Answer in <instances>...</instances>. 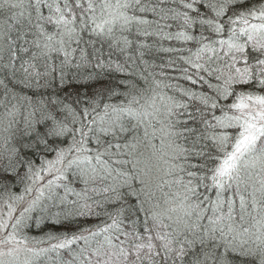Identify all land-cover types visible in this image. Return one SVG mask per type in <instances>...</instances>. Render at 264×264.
Returning a JSON list of instances; mask_svg holds the SVG:
<instances>
[{"label": "snow or ice", "instance_id": "snow-or-ice-1", "mask_svg": "<svg viewBox=\"0 0 264 264\" xmlns=\"http://www.w3.org/2000/svg\"><path fill=\"white\" fill-rule=\"evenodd\" d=\"M0 189V264H264V0H0Z\"/></svg>", "mask_w": 264, "mask_h": 264}, {"label": "trees", "instance_id": "trees-1", "mask_svg": "<svg viewBox=\"0 0 264 264\" xmlns=\"http://www.w3.org/2000/svg\"><path fill=\"white\" fill-rule=\"evenodd\" d=\"M153 39L154 38H149L147 40V43L151 44L153 43ZM163 47H168L169 45H175V42H170V41H160L159 42ZM173 54H169V53H164V52H157L154 49L151 51L150 54H146L145 59L149 62L150 65L155 64L154 68H150L151 71H154L156 73H159L161 70L169 73V75H178V73H173L171 71V69L164 67L163 69H161L160 65H166L168 59L170 58V56H172ZM105 75H108L110 79H119L120 78V74H116V73H105ZM100 83H105V81L101 80ZM180 83H184L183 81H180ZM98 84H92L89 88V90L91 91V88L94 87H98ZM73 87H79V85L73 86ZM18 90H19V86H18ZM73 88H68L67 91H72ZM81 91H83V87L80 88ZM26 91L28 94H31L32 90H24ZM40 92L44 93L45 95L50 94L51 93V89H39ZM66 93H61V95H65ZM74 99V97H73ZM50 143H56L55 141H51ZM25 155L28 156V158L33 159L35 161V163L38 165L40 162L41 158H51L52 155H54L53 153H45L43 151L42 148H40L39 150H37V148H33L32 150L28 151L25 153ZM21 174H23V172L25 171L24 168L20 169ZM22 184L17 183L15 181V179L12 180V183L10 185V191L13 193H16L18 189L22 188ZM5 192L3 189H0V196L4 195ZM96 221H93V223H95ZM62 229H55L53 228V226L51 224H47V225H42V227L40 229H37L34 224L33 226L27 230V234L30 236H42L44 235L45 232L48 231H60Z\"/></svg>", "mask_w": 264, "mask_h": 264}, {"label": "rangeland", "instance_id": "rangeland-1", "mask_svg": "<svg viewBox=\"0 0 264 264\" xmlns=\"http://www.w3.org/2000/svg\"><path fill=\"white\" fill-rule=\"evenodd\" d=\"M49 159H50V158H49ZM22 188H23V186H22ZM22 188H21V189H18L17 192H16L15 194H19V193L21 192ZM0 197L6 199V194H4V195H2V196H0ZM0 202H2V201H0Z\"/></svg>", "mask_w": 264, "mask_h": 264}]
</instances>
